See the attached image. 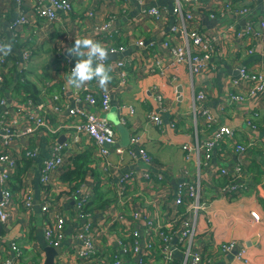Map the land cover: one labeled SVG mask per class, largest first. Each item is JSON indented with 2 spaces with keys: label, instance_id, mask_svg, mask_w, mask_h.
Listing matches in <instances>:
<instances>
[{
  "label": "crops",
  "instance_id": "obj_1",
  "mask_svg": "<svg viewBox=\"0 0 264 264\" xmlns=\"http://www.w3.org/2000/svg\"><path fill=\"white\" fill-rule=\"evenodd\" d=\"M181 1L185 10L198 17L200 30L216 47L210 67L196 75L191 74L186 60L175 64V56L165 46L168 38H175L173 43H184L171 31L175 0H144L143 4L138 0H73V11L60 12L59 19L54 22L32 10L33 0H23L21 4L18 0H0L2 32L6 41L13 45L5 81L0 82V99L6 98V107L10 106L13 112L22 108L20 134L8 152L21 162L27 150L39 148L29 165L22 166V170L18 165L11 174L10 188L14 196L9 207L10 221L0 220V264L5 259L16 264L10 240L22 250L20 264H45V248L49 246L45 228L53 224L51 213L42 210L47 198L48 202L60 205L66 219L65 239L58 247L56 264H94L95 259L85 262L77 255L82 245L77 229L85 220L102 233L99 256L107 257L112 264V255L119 248L118 238L128 240L127 232L132 225L142 235L147 231L143 223H132L134 209L140 208L146 215L157 216L162 223L171 225L178 216L177 211L184 210L175 204L176 187L183 181L197 179L201 180L203 197L210 205L199 213L193 251L206 255L204 264H264V94L260 91L250 94V82L239 80L238 76L240 66L264 72V28L259 26L264 20V0H239L237 3V7L250 9L257 25L258 33L254 34L245 33L248 17L226 12L228 0ZM150 6L167 7L166 17L156 20L148 16L144 10ZM21 11L27 12L31 22L24 25L19 40L15 41L11 24ZM110 19L113 29L101 38L97 26ZM83 37L93 38L105 47V41L113 38L114 44L126 47L124 52L109 54L106 61L112 70L108 85L112 92L111 110L105 113L100 106L94 107L95 112L114 124L117 144L111 154L105 156L91 137L81 133L74 146L75 164L54 171L52 181L45 187L40 181L45 160L54 146L72 141L79 120L69 114L68 107L75 105L77 93L87 92L85 88L75 90L66 86L71 65L77 59L70 57L67 49L73 46L76 38ZM140 41L144 43L141 45ZM25 47H32L34 52L27 68L19 72L18 60ZM158 57L167 66L165 72L157 67ZM125 59L134 65L126 67V76L122 77L118 61ZM86 86L100 98L102 90L96 81ZM201 90L207 95L203 101L196 98ZM233 93L244 95L245 100L233 101L230 98ZM56 95L60 97L57 100L61 107L59 112L53 109ZM82 105L89 108L87 103ZM131 106L134 112L130 111ZM6 107L0 104V118ZM203 107L209 109L218 125L232 127L235 134L233 139L222 143L213 159L205 162L203 157L199 168L196 156L188 160L183 146L203 142L212 136L216 126L206 127L201 113ZM152 113L161 115L162 126L152 123ZM256 113L258 115L254 116ZM31 116H42L48 127H39L31 135L23 134L29 125L34 126L33 122L26 121ZM252 116L257 124L254 129L247 125V119ZM118 123L128 130V145L123 144L126 131L119 128ZM135 136L141 137V145L153 158L151 179L144 177L145 167L140 158L122 157L116 151V146L138 151L139 146L132 143ZM250 141L255 144L245 157L250 167L244 179L247 187L230 197L218 195V188L228 183L220 174V168L223 164L229 168L234 166L237 161L234 145ZM3 150L0 138V154ZM70 167L73 169L69 171ZM5 169L6 165L1 163L0 172ZM159 173L162 178L157 176ZM125 174L132 175L127 183L120 181ZM25 187L33 193L31 209L25 204ZM46 193L49 194L47 198ZM82 197L88 199L85 220L80 219L76 211ZM121 211L126 213L127 220L121 224L113 222L114 214ZM253 211L258 212L259 220L252 217ZM229 243L235 246L223 251L222 245ZM236 247L238 254L234 252ZM183 251L182 246L176 251L178 261H182ZM128 257V264H137L134 257L130 254ZM145 264H164L159 241L146 257Z\"/></svg>",
  "mask_w": 264,
  "mask_h": 264
},
{
  "label": "built area",
  "instance_id": "obj_2",
  "mask_svg": "<svg viewBox=\"0 0 264 264\" xmlns=\"http://www.w3.org/2000/svg\"><path fill=\"white\" fill-rule=\"evenodd\" d=\"M19 3H23V0H18ZM140 3H144V0H138ZM197 3L201 0H189ZM239 0H228L226 4V12L233 11L239 15L246 16L247 19L245 26V33H258L256 30L257 25L250 14V9L247 7H237ZM33 11L41 17H45L49 22H54L59 19L60 12H71L74 8L73 0H33ZM145 13L156 19L161 20L166 17L168 13L167 7L159 8L157 6L145 7ZM172 14L175 17V21L171 26L173 36L179 35L184 43H173L175 39L168 38L165 41V46L175 56L174 63L187 61L191 67V74L196 75L206 71L213 58V53L216 49L211 39L203 33L199 28V19L193 12L187 11L184 8L181 0H175V5L172 8ZM215 15L212 14V17ZM31 22V18L27 12L21 11L18 17L12 21L11 28L15 41L19 40L21 30L25 24ZM261 28H264V20L259 23ZM233 28V25L230 26ZM113 29V20L110 19L97 26V31L102 38L105 33ZM0 41H6V37L2 32L0 24ZM111 42V43H110ZM144 41H140L142 45ZM109 54L120 53L126 50V47L122 44H114L113 38H108L105 41ZM33 48L25 47L21 50V57L18 60L17 71L23 72L33 56ZM60 57V52H58ZM9 63L8 56H0V82L5 81V73H7V65ZM106 63V62H105ZM172 63V65H174ZM157 67L161 72H165L167 66L161 58L156 60ZM75 64L71 65V69ZM134 63L129 60L118 61V67L121 71V76H126V67L133 66ZM239 80H246L250 82V94H254L260 91L264 94V72L255 70L252 67L240 66L238 68ZM87 92L77 93L74 98L75 105L68 107L70 115L77 117L78 123L75 125L74 133L72 134V141L63 145H56L53 147L50 156L45 160L44 167L40 176L41 183L48 187L53 178V173L57 169L65 168L72 164V157L75 154L74 146L77 144L80 134L84 133L91 137L95 143L100 146L102 155L109 156L112 152V148L117 144V131L113 123H111L103 114H98L94 111V107L100 106L102 112H109L111 110L112 92L107 88V91L102 90L100 98L95 92L90 91L88 86L84 87ZM206 92L204 90L199 91L197 94V100L203 101L206 98ZM233 101H243L245 96L242 94L233 93L230 95ZM60 97L54 96L53 109L57 112L61 111L57 100ZM161 100V97H159ZM87 103L89 108L84 107L82 104ZM0 104L3 107L7 105V99L1 98ZM130 111L134 112V107H130ZM22 108L13 112L12 108L6 107L0 118V138L3 146V151L0 154V164L6 165V169L0 172V185L2 188V200L0 201V220L3 223L10 221L9 207L13 203V192L11 191V174L19 165V158L14 157L8 152V149L12 142L19 136L20 131L18 129L21 124ZM201 113L205 118V125L208 128L216 126L213 129L212 136L207 138L203 142H195L185 144L184 150L187 152L186 158L189 160L193 156H196L197 165L201 168L202 158H205V162L213 159L215 152L221 149L222 143L226 139H233L235 131L228 125H218L216 119L209 111L207 107L201 109ZM198 112L195 110V117ZM256 113L254 116H257ZM254 116L247 119V125L251 128H257L254 122ZM150 120L157 126H162L163 120L159 113H152ZM28 123L33 122L34 126L29 125L23 134L31 135L35 129L47 125L46 120L42 117L31 116L27 117ZM125 122L124 119H122ZM132 143L139 146L138 151L128 149L124 147L116 146L118 154L124 157L129 155L133 159L140 158L144 163V177L151 179L153 172L151 167L154 165L152 156L149 154L146 148L141 145V137L135 136L132 138ZM255 142L250 141L248 143H237L234 145V150L237 155V161L231 168L225 164L220 168V174L227 178L228 183L218 188V195L224 197H230L235 194H239L243 189L247 187L245 183V175L248 160L246 157L247 152L254 146ZM39 152V148L34 150H27L25 152L26 157L33 158ZM138 152V153H137ZM162 178V174L157 175ZM132 179L131 174H125L120 178V181L127 183ZM49 194L46 193V198ZM24 200L26 207L31 209L33 206V193L29 188H24ZM87 198L82 197L77 204L78 217L85 220L88 212L86 211ZM42 205L44 212L51 213L53 217V224L48 225L45 228V237L49 245L54 247H60L65 239V224L66 219L60 210V205L55 202H48L46 200ZM175 204L178 207H184L185 210L178 212V216L172 220L171 225L161 222V219L157 216L146 215L140 208H135L132 212V223L141 222L147 227V231L144 235L134 226L129 229L127 235L128 240L124 238H118L117 245L119 248L114 251L112 255V264H128V255L134 257L137 264H145V259L153 251L154 247L159 241L160 255L164 264H176V251L180 246L184 247V256L180 264H204L206 255L201 252L193 251L194 239L197 234L198 217L201 210L209 208L210 203L203 197V186L200 179L196 181H183L175 190ZM252 217L256 220L260 219L258 212L253 211ZM124 220H127V215L124 211L114 214L113 222L121 224ZM77 237L81 240L82 245L77 250V255L85 262H91L94 260V264H110L107 257L99 256L102 253L100 249L99 239L102 233L96 231L88 221L78 227ZM11 249L15 251V262L20 264L22 259V250L13 240L9 241ZM235 246V243H229L222 245L223 251H230ZM2 264H15L11 259H5ZM230 264V263H227Z\"/></svg>",
  "mask_w": 264,
  "mask_h": 264
},
{
  "label": "clouds",
  "instance_id": "obj_3",
  "mask_svg": "<svg viewBox=\"0 0 264 264\" xmlns=\"http://www.w3.org/2000/svg\"><path fill=\"white\" fill-rule=\"evenodd\" d=\"M12 47L11 42L0 41V56H8ZM67 54L77 59L67 75L66 86L79 90L96 81L101 90L107 91L112 70L105 63L109 50L101 42L89 37L76 38L73 46L67 49Z\"/></svg>",
  "mask_w": 264,
  "mask_h": 264
},
{
  "label": "water",
  "instance_id": "obj_4",
  "mask_svg": "<svg viewBox=\"0 0 264 264\" xmlns=\"http://www.w3.org/2000/svg\"><path fill=\"white\" fill-rule=\"evenodd\" d=\"M118 127L122 128V129H124L126 131V136H125V139L123 140V144L124 145H128L129 141H130V137H129L130 135H128V130L121 123L120 124L118 123ZM64 138L65 137L62 136L61 140H63ZM1 200H2V188H1V185H0V201ZM45 252H46V262H45V264H56V257H57V255L60 252V248L49 245V246H47L45 248ZM234 252L236 254H238L239 253V248L236 247L234 249Z\"/></svg>",
  "mask_w": 264,
  "mask_h": 264
},
{
  "label": "trees",
  "instance_id": "obj_5",
  "mask_svg": "<svg viewBox=\"0 0 264 264\" xmlns=\"http://www.w3.org/2000/svg\"><path fill=\"white\" fill-rule=\"evenodd\" d=\"M256 125H257V124H256ZM30 159H31V158L26 157V155H25V158H23V160H22L21 162H20L21 159L19 160V167L21 166V170H22V166H27V165L30 164ZM72 163L75 164V159H73V158H72ZM72 166H73V165H72ZM72 169H73V168L70 167V168H69V171L72 170ZM69 171H67V172H69ZM248 171L250 172V167H247V168H246V172H248ZM226 183H227V181L224 182V185H225ZM74 190H75V189H74ZM87 208H88V207H87ZM87 208H86V209H87ZM184 210H185V208H184ZM184 210H183V211H184ZM157 248H158V247H157ZM180 262H181V260H180V261L177 260V261H176V264H180Z\"/></svg>",
  "mask_w": 264,
  "mask_h": 264
},
{
  "label": "rangeland",
  "instance_id": "obj_6",
  "mask_svg": "<svg viewBox=\"0 0 264 264\" xmlns=\"http://www.w3.org/2000/svg\"><path fill=\"white\" fill-rule=\"evenodd\" d=\"M41 51H42V50H41ZM41 51H40V52H41ZM38 55H39V54H38ZM38 55H36L35 57H37Z\"/></svg>",
  "mask_w": 264,
  "mask_h": 264
}]
</instances>
